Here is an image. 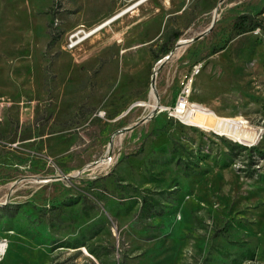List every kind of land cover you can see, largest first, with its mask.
<instances>
[{
	"label": "rangeland",
	"instance_id": "obj_1",
	"mask_svg": "<svg viewBox=\"0 0 264 264\" xmlns=\"http://www.w3.org/2000/svg\"><path fill=\"white\" fill-rule=\"evenodd\" d=\"M136 1L0 0V264H264V0H147L64 49Z\"/></svg>",
	"mask_w": 264,
	"mask_h": 264
},
{
	"label": "built area",
	"instance_id": "obj_2",
	"mask_svg": "<svg viewBox=\"0 0 264 264\" xmlns=\"http://www.w3.org/2000/svg\"><path fill=\"white\" fill-rule=\"evenodd\" d=\"M138 1V0H137ZM136 1V2H137ZM141 3L146 2L147 0H139ZM135 2V3H136ZM126 5L125 8L129 9L135 5ZM104 28L100 26L87 27L85 25H80L70 32L65 34L64 49L67 51H74L81 47L85 42L99 34ZM201 72V66L196 65L193 67L190 76H186L182 81V92L179 99L177 100L176 106L173 108L175 114L183 116L188 113L193 115L196 113L197 107L190 103L189 97L191 94V88L194 81V77L198 76Z\"/></svg>",
	"mask_w": 264,
	"mask_h": 264
},
{
	"label": "bare ground",
	"instance_id": "obj_3",
	"mask_svg": "<svg viewBox=\"0 0 264 264\" xmlns=\"http://www.w3.org/2000/svg\"><path fill=\"white\" fill-rule=\"evenodd\" d=\"M143 3H141V1H137L135 3V5L129 9H126V8H123L121 10H119L116 14H114L113 16H111L110 18H108L107 20H105L104 22H102L100 25V28H104L110 24H112L113 22L117 21L118 19L124 17L126 14L130 13L131 10L135 9L136 7L142 5ZM190 42H193V41H190ZM187 44L186 43H182L180 45V47H184L186 46ZM155 88V87H154ZM155 92V91H154ZM157 98V96H156ZM193 122L194 124H196L197 126L201 127V128H204V129H210V130H214V129H221L223 131H226V130H229L230 133H231V137H234V138H240L238 135H239V132L237 133V130H235L236 127H239L240 124H244L246 126V122H240V121H228V120H224V119H221L219 120L217 123L215 124H212V123H209L206 119H204L203 117H195L193 118ZM243 125V127H244ZM247 134L250 133L251 136H249L248 138H252L254 139V134L252 131L249 130V128L247 127ZM259 133V132H258ZM244 136H246L245 134H243ZM240 139H245V138H240ZM237 140V139H236ZM255 141V140H254Z\"/></svg>",
	"mask_w": 264,
	"mask_h": 264
},
{
	"label": "trees",
	"instance_id": "obj_4",
	"mask_svg": "<svg viewBox=\"0 0 264 264\" xmlns=\"http://www.w3.org/2000/svg\"><path fill=\"white\" fill-rule=\"evenodd\" d=\"M246 20V17L242 16L240 17L236 22H235V27L240 30V31H244L245 30V26L243 25L244 22ZM54 36V35H53ZM55 38V37H54ZM57 39V38H56Z\"/></svg>",
	"mask_w": 264,
	"mask_h": 264
}]
</instances>
